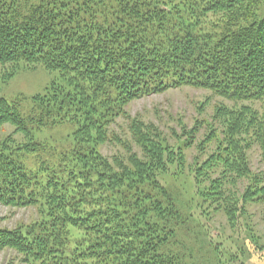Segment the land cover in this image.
Wrapping results in <instances>:
<instances>
[{"label":"trees","instance_id":"trees-1","mask_svg":"<svg viewBox=\"0 0 264 264\" xmlns=\"http://www.w3.org/2000/svg\"><path fill=\"white\" fill-rule=\"evenodd\" d=\"M21 65L61 83L0 99V129L14 128L0 143V205L44 214L0 230V251L24 264H183L172 247L181 215L159 177L174 164L181 174L184 154L138 120L129 133L144 156H129L132 168L100 150L121 140L112 126L130 103L171 89L235 105L216 110L222 140L213 128L204 146L221 141L193 170L204 201L222 202L230 222L264 201V171L254 174L248 157L257 145L264 163V0H0V66ZM68 126L71 135L49 136Z\"/></svg>","mask_w":264,"mask_h":264},{"label":"rangeland","instance_id":"rangeland-1","mask_svg":"<svg viewBox=\"0 0 264 264\" xmlns=\"http://www.w3.org/2000/svg\"><path fill=\"white\" fill-rule=\"evenodd\" d=\"M53 82L61 83L60 75L48 72L43 67L21 65L12 72L10 68L0 66V99L30 100L44 95ZM220 106L233 108L235 105L210 91L191 87L171 89L136 100L126 108L127 115L112 126L115 136L129 145H121V140L114 142L115 139L100 150L110 162L121 156V161L132 168L129 156L136 155L141 159L144 151L133 142L129 120L154 126L166 140L169 149L176 152L180 149L186 159L181 174L173 172L174 164L170 174L160 173L159 177L181 215L182 221L176 227L177 243L172 247L183 257V264H264V201L244 205L242 211L236 212L235 221L230 222L223 203L204 201L194 182L193 170L207 160L222 140L221 126L215 120L216 110ZM213 128L218 130L216 134L221 140L217 143L214 134L211 143L204 146ZM61 130L62 134L53 131L49 136L59 139L71 135L75 129L68 126ZM13 133V127H2L0 143ZM14 137L22 141L20 135ZM248 157L252 172L256 175L262 173L264 163L259 146H254L248 152ZM204 185L208 187L209 183ZM249 185V181H241L234 194H243ZM42 212L38 206L14 208L0 205V230L14 231L40 223L44 217ZM24 262V257L15 250L0 251V264Z\"/></svg>","mask_w":264,"mask_h":264}]
</instances>
